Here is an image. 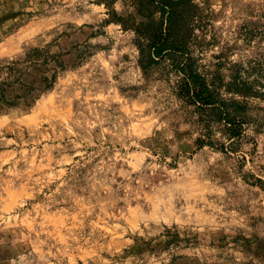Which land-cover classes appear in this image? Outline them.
<instances>
[{
    "label": "rangeland",
    "instance_id": "obj_1",
    "mask_svg": "<svg viewBox=\"0 0 264 264\" xmlns=\"http://www.w3.org/2000/svg\"><path fill=\"white\" fill-rule=\"evenodd\" d=\"M130 1L0 0V63L97 46L33 107L0 114V264H264V100L246 101L237 151L200 147L169 63L145 76L135 33L104 23ZM193 2L198 71L264 92V0Z\"/></svg>",
    "mask_w": 264,
    "mask_h": 264
},
{
    "label": "trees",
    "instance_id": "obj_2",
    "mask_svg": "<svg viewBox=\"0 0 264 264\" xmlns=\"http://www.w3.org/2000/svg\"><path fill=\"white\" fill-rule=\"evenodd\" d=\"M129 8L131 11L121 16L110 12L111 19L104 23H118L135 33L138 64L145 76L155 67L164 70L161 66L169 63L168 76H178L174 95L182 103L181 107L193 108L200 117L198 122L205 133L197 140L200 147L209 146L225 154L237 151L249 123L246 111L250 107L246 101L264 100V92L236 70L230 73L228 80L219 71L210 78L198 71L188 51L195 16L193 0H131ZM78 30L84 33L83 26ZM59 45L54 41L34 47L20 59L0 63V114L33 107L55 87L65 71L81 65L97 48L87 41L66 52L56 51ZM68 56L73 58L66 59ZM164 80L167 82L169 78ZM215 124L223 140L216 138Z\"/></svg>",
    "mask_w": 264,
    "mask_h": 264
}]
</instances>
